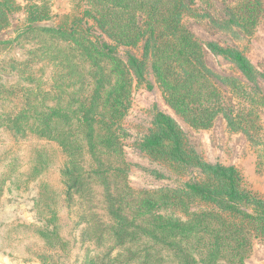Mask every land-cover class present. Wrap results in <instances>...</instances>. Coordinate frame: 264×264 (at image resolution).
Returning <instances> with one entry per match:
<instances>
[{
    "label": "rangeland",
    "instance_id": "rangeland-1",
    "mask_svg": "<svg viewBox=\"0 0 264 264\" xmlns=\"http://www.w3.org/2000/svg\"><path fill=\"white\" fill-rule=\"evenodd\" d=\"M74 1L16 0L19 9L10 16L9 28L0 32V42H5L0 45V264H87L96 254L106 258L114 248L110 242L102 245L96 242L99 232L87 224L89 212L77 193H71L68 207L61 205L67 201L69 186L60 173L67 159L55 143L52 152L49 148L39 150L40 143L49 140L41 138L35 131L37 127L32 118L35 107L30 100L50 90L52 78L55 81L53 73L58 78L57 72H63L56 67L47 68L64 56H56L49 49V40L56 36L46 29L71 33L74 19L81 17L87 9L81 1L79 8L74 9ZM185 2L189 10L183 16V25L193 45L200 49L196 66L213 90L210 98L194 95L185 100L186 105L177 108L172 106L156 78L153 59L144 50L145 41L137 46H123L110 40L93 20L87 18L82 23L83 28L115 50L114 59L120 60L129 71L130 92L119 137L128 183L134 192H175L191 184L206 185L211 176L207 167L234 168L241 191L250 193L252 196H248L254 204L262 207L264 0ZM254 2L256 4L250 10L256 13L255 16L245 19L244 5L250 3L251 6ZM30 5L37 8H27ZM42 12L47 15L46 21L37 24L28 21V14L36 16ZM137 18L141 26L144 14L139 13ZM31 46L33 53L37 52L34 54L38 58L35 65L44 64L43 72L47 73L33 88L17 77L30 60L24 52L28 53ZM236 55L245 59L250 66L249 73L234 60ZM130 58L143 66L142 79L129 64ZM184 77L179 73L180 79ZM161 115L170 119L182 133L183 149L192 157L190 164L146 150V141L163 129ZM59 135L55 132L48 136ZM33 162H36L34 169L55 166L51 173L47 172L56 204L62 206L61 209L40 211L37 208L42 199V180L40 175L32 173ZM208 204L191 205L192 211L211 208ZM255 205L252 204V208ZM248 208L247 205L244 210L248 211ZM171 212L168 210L163 214L170 215ZM56 219L60 234L71 243L67 251L35 233L46 227L47 231L54 230ZM244 264H264V237L254 240L252 252Z\"/></svg>",
    "mask_w": 264,
    "mask_h": 264
},
{
    "label": "trees",
    "instance_id": "trees-1",
    "mask_svg": "<svg viewBox=\"0 0 264 264\" xmlns=\"http://www.w3.org/2000/svg\"><path fill=\"white\" fill-rule=\"evenodd\" d=\"M80 1L85 2L87 9L74 19V31L46 29L56 36L49 40V49L56 56H64L47 68L56 67L63 72H57L59 79L53 73L55 81L52 78L50 90L38 94L30 103L34 102L35 107L32 116L35 131L49 140L40 143L39 150L49 148L52 152L55 143L67 159L60 173L69 186L67 201L61 205L68 207L71 193H77L89 212L87 224L99 232L96 242L114 244L106 258L96 254L87 264H244L254 240L264 237V206H256L248 196L252 195L241 191L234 168L207 167L211 176L206 185L191 184L175 192L131 189L119 144L130 92L129 71L120 60L114 59L115 50L82 27L88 18L120 45L131 47L145 41L144 50L153 59L156 78L177 108L186 105L185 100L194 95L210 98L213 90L200 75L196 66L200 49L193 45L183 25V16L189 10L185 1L194 4L197 0H75L74 9L79 8ZM255 4L244 5L245 19L255 16L250 10ZM33 6L27 8H37ZM15 9H19L16 0H0V32L9 28ZM139 13L145 16L141 26ZM45 18L43 12L36 16L28 14V21L35 24L46 21ZM37 30L40 29H33ZM64 43L68 45L63 47ZM35 53L32 46L28 53L24 52L30 60L17 75L30 88L38 86L40 78L47 74L43 72L44 64L35 65L38 59ZM234 60L244 72H250L241 55ZM129 64L142 79L143 66L134 58L129 59ZM179 73L186 77L180 79ZM30 107L33 108L32 104ZM160 118L163 129L146 141V150L190 164L192 157L183 149L182 133L170 119L164 115ZM55 132L61 135L48 136ZM35 166L33 162L32 173L42 180V199L37 208L61 209L49 185V175L55 166L34 169ZM203 202L212 207L192 211L191 205ZM247 205L248 211L244 210ZM168 210L172 214L164 215ZM57 221L54 230L47 231L46 227L35 233L67 251L71 243L60 234Z\"/></svg>",
    "mask_w": 264,
    "mask_h": 264
}]
</instances>
